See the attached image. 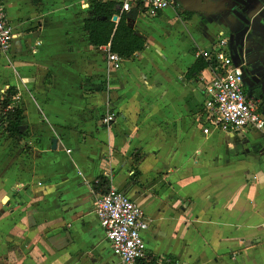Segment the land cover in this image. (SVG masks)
<instances>
[{
  "label": "crops",
  "instance_id": "1",
  "mask_svg": "<svg viewBox=\"0 0 264 264\" xmlns=\"http://www.w3.org/2000/svg\"><path fill=\"white\" fill-rule=\"evenodd\" d=\"M92 2L0 0L15 33L0 95L16 88L26 117L19 142L0 129V264H120L95 212L99 177L146 215L139 264H264V134H205L214 70L191 72L224 38L264 115V0L134 2L123 13L145 47L111 72L86 30ZM238 11L251 21L242 56Z\"/></svg>",
  "mask_w": 264,
  "mask_h": 264
},
{
  "label": "built area",
  "instance_id": "2",
  "mask_svg": "<svg viewBox=\"0 0 264 264\" xmlns=\"http://www.w3.org/2000/svg\"><path fill=\"white\" fill-rule=\"evenodd\" d=\"M121 12H129L132 4L139 3L152 13L167 10L179 5L180 0H118ZM115 21L119 19L114 16ZM222 37V36H221ZM15 33L6 19L0 3V56L11 51ZM227 40L220 38L215 53L202 51L197 54L207 60L215 59L213 77L206 81V128L208 134L212 128L229 130H255L264 134V117L257 106L247 98L244 92L242 71L226 52ZM101 49L107 55L108 72L122 68L123 58L111 51L106 45ZM20 100V95L16 96ZM115 121V114L109 112L103 124L109 127ZM95 212L105 231L113 252L120 264H139L145 260L146 244L142 232L148 230L149 222L142 208L123 192L110 187L106 194L97 198Z\"/></svg>",
  "mask_w": 264,
  "mask_h": 264
},
{
  "label": "trees",
  "instance_id": "3",
  "mask_svg": "<svg viewBox=\"0 0 264 264\" xmlns=\"http://www.w3.org/2000/svg\"><path fill=\"white\" fill-rule=\"evenodd\" d=\"M121 4L116 1L93 0L91 6V18L86 21V30L90 36L92 45L96 48L111 45V51L123 58H131L135 53L141 52L145 47V40L139 36L126 23L127 15L122 14L118 23L112 19L121 13ZM215 59H200L192 68L193 75H197L206 68H214ZM18 90L10 87L0 95V120L3 131L19 142L23 138L20 127L26 117L21 105L17 104ZM96 192L106 194L110 189V181L105 177H99L94 185Z\"/></svg>",
  "mask_w": 264,
  "mask_h": 264
},
{
  "label": "water",
  "instance_id": "4",
  "mask_svg": "<svg viewBox=\"0 0 264 264\" xmlns=\"http://www.w3.org/2000/svg\"><path fill=\"white\" fill-rule=\"evenodd\" d=\"M233 16L237 20L236 22H239L240 24H242V28H240L239 30L234 32V41H235L237 46L242 48L239 50L240 56H242V54H243L242 51H243V46H244V38L250 30L251 21L248 20L246 18V15L240 11L233 13ZM232 24H234V22H232ZM262 94H264L263 90H262ZM56 143H57V141L54 140V142H53L54 147H56Z\"/></svg>",
  "mask_w": 264,
  "mask_h": 264
},
{
  "label": "flooded vegetation",
  "instance_id": "5",
  "mask_svg": "<svg viewBox=\"0 0 264 264\" xmlns=\"http://www.w3.org/2000/svg\"><path fill=\"white\" fill-rule=\"evenodd\" d=\"M227 47H228V41H227ZM236 65L240 66L241 71H242V80H243V86H244L245 95L247 96V98L249 100H251L257 106L258 111L261 112V107H262L261 106V102L257 99V96L255 94V91L254 90H251L248 87V84H247V79L250 77L249 76V69H248L249 65H247L245 62H243L241 64H236Z\"/></svg>",
  "mask_w": 264,
  "mask_h": 264
},
{
  "label": "rangeland",
  "instance_id": "6",
  "mask_svg": "<svg viewBox=\"0 0 264 264\" xmlns=\"http://www.w3.org/2000/svg\"><path fill=\"white\" fill-rule=\"evenodd\" d=\"M1 127H2V126H1V120H0V129H1ZM0 135H1V134H0Z\"/></svg>",
  "mask_w": 264,
  "mask_h": 264
}]
</instances>
